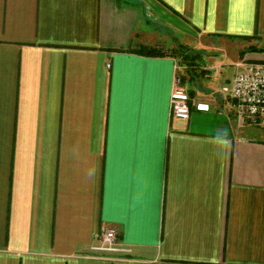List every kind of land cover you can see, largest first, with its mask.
<instances>
[{"label": "crops", "instance_id": "crops-1", "mask_svg": "<svg viewBox=\"0 0 264 264\" xmlns=\"http://www.w3.org/2000/svg\"><path fill=\"white\" fill-rule=\"evenodd\" d=\"M249 63L264 0H0V264H264Z\"/></svg>", "mask_w": 264, "mask_h": 264}, {"label": "built area", "instance_id": "built-area-1", "mask_svg": "<svg viewBox=\"0 0 264 264\" xmlns=\"http://www.w3.org/2000/svg\"><path fill=\"white\" fill-rule=\"evenodd\" d=\"M224 91L229 93L234 101L237 112L252 120L264 116V65L249 63L239 70L230 86ZM191 104L199 111H209L210 104L206 101L193 100L188 92L181 86L178 77L177 86L171 94V109L174 116L188 119L191 114ZM105 249H112L118 238V231L108 227L103 231Z\"/></svg>", "mask_w": 264, "mask_h": 264}, {"label": "trees", "instance_id": "trees-1", "mask_svg": "<svg viewBox=\"0 0 264 264\" xmlns=\"http://www.w3.org/2000/svg\"><path fill=\"white\" fill-rule=\"evenodd\" d=\"M184 46L183 45H179L177 48H175L172 52L174 53V55H180L182 56V58H188L189 56L187 54L184 53ZM154 50V49H153Z\"/></svg>", "mask_w": 264, "mask_h": 264}, {"label": "rangeland", "instance_id": "rangeland-1", "mask_svg": "<svg viewBox=\"0 0 264 264\" xmlns=\"http://www.w3.org/2000/svg\"><path fill=\"white\" fill-rule=\"evenodd\" d=\"M181 60H182V58H180V59H179V62H180V63H182V61H181Z\"/></svg>", "mask_w": 264, "mask_h": 264}]
</instances>
